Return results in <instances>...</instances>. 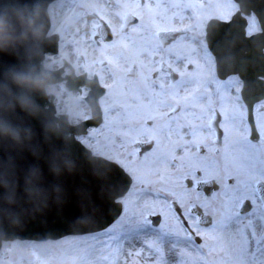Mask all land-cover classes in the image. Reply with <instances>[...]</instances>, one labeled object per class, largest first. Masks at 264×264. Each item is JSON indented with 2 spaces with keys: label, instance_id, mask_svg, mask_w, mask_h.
<instances>
[{
  "label": "snow or ice",
  "instance_id": "obj_1",
  "mask_svg": "<svg viewBox=\"0 0 264 264\" xmlns=\"http://www.w3.org/2000/svg\"><path fill=\"white\" fill-rule=\"evenodd\" d=\"M85 41L104 100L87 136L119 142L96 190L118 219L93 231L85 199L32 264H264V0H132Z\"/></svg>",
  "mask_w": 264,
  "mask_h": 264
},
{
  "label": "water",
  "instance_id": "obj_2",
  "mask_svg": "<svg viewBox=\"0 0 264 264\" xmlns=\"http://www.w3.org/2000/svg\"><path fill=\"white\" fill-rule=\"evenodd\" d=\"M52 0H0V245L2 240L56 239L71 231L70 220L88 211L85 199L97 205V225L108 226L116 217L96 190L98 169L107 168L103 157L93 155L74 134L85 132L100 120L95 81L73 73L66 85L87 83L85 100L92 117L72 125L65 114L55 115L53 92L44 85L60 80L61 69H45V52H56L57 36H46L47 5ZM227 40L228 38L225 37ZM240 56L249 49L231 41ZM254 49L260 51L254 44ZM46 90V89H45ZM90 147V146H88Z\"/></svg>",
  "mask_w": 264,
  "mask_h": 264
},
{
  "label": "rangeland",
  "instance_id": "obj_3",
  "mask_svg": "<svg viewBox=\"0 0 264 264\" xmlns=\"http://www.w3.org/2000/svg\"><path fill=\"white\" fill-rule=\"evenodd\" d=\"M101 9V11L108 14V21L113 27H117V19H121L125 11L131 12L132 10V0H56L50 4L48 12L51 15L53 25H51L53 30H57L59 33L60 46L62 47V56L69 59V54L72 53L73 46L77 38L75 37L76 33V18L81 15L80 8L86 7L85 9H90V5H95ZM72 3H75V12L69 17L65 27L60 28V22L64 16L69 12L67 10L71 9ZM84 53L88 55V58L91 59L92 56H95L93 48L90 46H83ZM59 62V58L56 55H48L43 64L45 67L53 68ZM47 91L53 92L56 99L61 98L64 102L63 105L58 108V112L66 111L70 116L72 122L77 119L83 118L88 115L89 110L86 108L83 99V94L75 96L74 94H66L64 96L63 92L65 91L63 87L59 85H50L45 88ZM104 100L102 99V106ZM100 128V127H98ZM85 145L90 146V148L99 153L100 145H95L90 143L88 138L81 137L80 139ZM118 219V218H117ZM116 222V221H115ZM115 222L113 224H115ZM112 225V224H111ZM110 225V226H111ZM71 237V236H68ZM51 240L44 242H35L30 240L23 241H7L4 246H1L0 249V264H32V251L33 245H37V250L41 253L42 256L47 255V243Z\"/></svg>",
  "mask_w": 264,
  "mask_h": 264
},
{
  "label": "flooded vegetation",
  "instance_id": "obj_4",
  "mask_svg": "<svg viewBox=\"0 0 264 264\" xmlns=\"http://www.w3.org/2000/svg\"><path fill=\"white\" fill-rule=\"evenodd\" d=\"M91 3L95 4V5H90L88 9V11L93 12L94 14L98 15V17H103L107 23H109L108 21V14L106 12L101 11V9L99 7L96 6V3L92 2ZM83 12H85V9H82V13L81 15H79L76 18V23H77V27L75 28L76 33H75V37L77 38V40L75 41V43H72L73 49L72 53L69 54L70 58H69V62L71 67L74 70L75 75H79L81 73H84L86 78L88 79H92V75L89 72L88 68L86 67L87 64H90L95 58H96V53L95 56L93 55L91 59L88 58V55L86 54V52L84 53L83 51V46L88 47L90 46L89 43H86L85 38L86 37H90L91 34L94 31V28L96 26L97 23V19L93 18L89 24V28H87L88 30L86 32H79L80 27H81V23L83 21ZM110 24V23H109ZM65 27V25L61 28L63 29ZM94 50V49H93ZM59 62L57 63V66H62L64 63V57L61 55H59ZM64 72L66 71V68H64ZM63 72V73H64ZM63 87V89L65 90L63 92L64 96L66 94H74L75 96L79 95V93H86L88 88H86V86H80L79 90L76 92H68L67 89L65 88L64 84H59V87ZM117 95L119 96V91H117ZM102 99L101 98V103H102ZM103 115V113H102ZM103 123V120H102ZM86 138L89 139L88 136H86ZM89 141V140H88ZM90 142V141H89ZM90 143H94L95 145H100L101 147V151L107 155L109 152L111 151H116L118 146H119V142L115 140V137L113 135H111L109 132L107 131H103L101 133V135L98 137V142H90Z\"/></svg>",
  "mask_w": 264,
  "mask_h": 264
},
{
  "label": "clouds",
  "instance_id": "obj_5",
  "mask_svg": "<svg viewBox=\"0 0 264 264\" xmlns=\"http://www.w3.org/2000/svg\"><path fill=\"white\" fill-rule=\"evenodd\" d=\"M5 28L3 24H0V40L6 39Z\"/></svg>",
  "mask_w": 264,
  "mask_h": 264
},
{
  "label": "bare ground",
  "instance_id": "obj_6",
  "mask_svg": "<svg viewBox=\"0 0 264 264\" xmlns=\"http://www.w3.org/2000/svg\"><path fill=\"white\" fill-rule=\"evenodd\" d=\"M51 18H52L51 15H49L50 25H53V21H52ZM52 28H53L52 26L49 27V29H48L49 32H51V31L53 30ZM60 51L62 52L61 48H60ZM47 56H48V54H45V57H47ZM43 61H44V60H43ZM44 66H45V65H44ZM6 242H7V241H3V242H2V246H4V245L6 244Z\"/></svg>",
  "mask_w": 264,
  "mask_h": 264
}]
</instances>
